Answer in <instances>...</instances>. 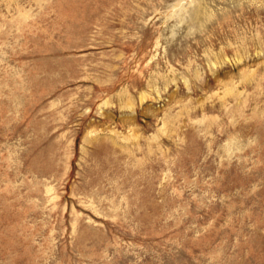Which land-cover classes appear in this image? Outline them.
I'll return each instance as SVG.
<instances>
[{"label":"rangeland","instance_id":"rangeland-1","mask_svg":"<svg viewBox=\"0 0 264 264\" xmlns=\"http://www.w3.org/2000/svg\"><path fill=\"white\" fill-rule=\"evenodd\" d=\"M0 264H264V0H0Z\"/></svg>","mask_w":264,"mask_h":264}]
</instances>
